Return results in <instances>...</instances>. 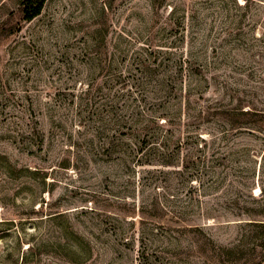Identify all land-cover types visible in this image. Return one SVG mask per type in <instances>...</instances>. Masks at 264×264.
<instances>
[{
	"label": "rangeland",
	"instance_id": "1",
	"mask_svg": "<svg viewBox=\"0 0 264 264\" xmlns=\"http://www.w3.org/2000/svg\"><path fill=\"white\" fill-rule=\"evenodd\" d=\"M22 1L0 264H264V0Z\"/></svg>",
	"mask_w": 264,
	"mask_h": 264
},
{
	"label": "trees",
	"instance_id": "2",
	"mask_svg": "<svg viewBox=\"0 0 264 264\" xmlns=\"http://www.w3.org/2000/svg\"><path fill=\"white\" fill-rule=\"evenodd\" d=\"M47 0H23L21 2V8H20V20L22 22H30L37 16H39L42 13V10L45 6ZM3 32L5 35H12L15 34L18 29H15L13 27V24L11 23L10 19L5 23L3 26ZM255 112L252 111H246L245 115H248L250 117L257 116ZM260 122H264L262 118L259 119ZM264 125V123H263Z\"/></svg>",
	"mask_w": 264,
	"mask_h": 264
}]
</instances>
